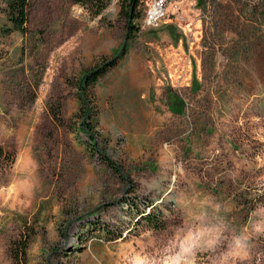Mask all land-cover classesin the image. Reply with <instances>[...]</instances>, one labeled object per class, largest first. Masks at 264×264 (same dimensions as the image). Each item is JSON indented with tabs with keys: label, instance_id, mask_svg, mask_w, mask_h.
Returning a JSON list of instances; mask_svg holds the SVG:
<instances>
[{
	"label": "rangeland",
	"instance_id": "1",
	"mask_svg": "<svg viewBox=\"0 0 264 264\" xmlns=\"http://www.w3.org/2000/svg\"><path fill=\"white\" fill-rule=\"evenodd\" d=\"M123 2L30 0L25 36L0 12V264H167L205 206L232 233L264 208V0H166L152 23L144 0L127 39ZM229 264H264V236Z\"/></svg>",
	"mask_w": 264,
	"mask_h": 264
},
{
	"label": "trees",
	"instance_id": "2",
	"mask_svg": "<svg viewBox=\"0 0 264 264\" xmlns=\"http://www.w3.org/2000/svg\"><path fill=\"white\" fill-rule=\"evenodd\" d=\"M73 3H76L82 6L92 17L102 16V13L107 8L110 0H70ZM144 0H124L120 6V13L123 14V17L126 21V39L131 38L132 35L136 34L138 26L135 25L133 20L140 15V10L142 8ZM30 0H0V12L2 13L4 23L1 26V31L4 34H9L11 32H18L22 36H25L29 33L28 23L30 16ZM116 63V58H111L110 60L104 61L101 65L93 68L92 70L83 74L82 78L79 81V96L81 107H84V114H89L90 104L83 97L84 90L94 84L97 79L105 74V72ZM85 96V95H84ZM54 119L59 118L58 112L51 110L50 111ZM84 132L89 133L88 136L92 140V133L89 132L88 126H83L82 129ZM106 159V158H105ZM106 164L111 168L115 169V166L110 160L106 159ZM119 169H117L118 171ZM149 211L143 210L138 211L137 220L145 219L149 224L151 229H159L162 227L157 219V216L153 213L154 204L149 203L146 205ZM29 238L26 236L19 237L17 240H14L10 243L9 251L12 257L22 259L28 248Z\"/></svg>",
	"mask_w": 264,
	"mask_h": 264
},
{
	"label": "clouds",
	"instance_id": "3",
	"mask_svg": "<svg viewBox=\"0 0 264 264\" xmlns=\"http://www.w3.org/2000/svg\"><path fill=\"white\" fill-rule=\"evenodd\" d=\"M225 218L205 206L194 225L187 226L186 238L166 255L173 257L167 264H195L196 256L207 250L224 249L218 264H229L233 257L246 258L252 247V234L264 236V208L258 207L250 218L249 231L229 232ZM190 233V235H188Z\"/></svg>",
	"mask_w": 264,
	"mask_h": 264
},
{
	"label": "built area",
	"instance_id": "4",
	"mask_svg": "<svg viewBox=\"0 0 264 264\" xmlns=\"http://www.w3.org/2000/svg\"><path fill=\"white\" fill-rule=\"evenodd\" d=\"M165 1L166 0H147V6H148L147 19H148V22H151V20H150L151 18H153L154 21H156L157 19H159L163 15ZM154 10H156V11H154ZM152 11H154V13H152Z\"/></svg>",
	"mask_w": 264,
	"mask_h": 264
},
{
	"label": "bare ground",
	"instance_id": "5",
	"mask_svg": "<svg viewBox=\"0 0 264 264\" xmlns=\"http://www.w3.org/2000/svg\"><path fill=\"white\" fill-rule=\"evenodd\" d=\"M154 11H156V10H154ZM154 11H152V12L154 13Z\"/></svg>",
	"mask_w": 264,
	"mask_h": 264
}]
</instances>
